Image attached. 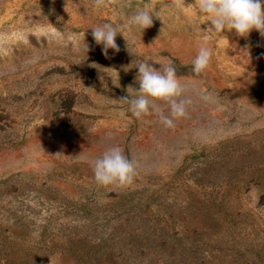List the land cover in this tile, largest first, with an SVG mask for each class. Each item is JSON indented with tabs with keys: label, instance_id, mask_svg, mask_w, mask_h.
<instances>
[{
	"label": "rangeland",
	"instance_id": "374dc122",
	"mask_svg": "<svg viewBox=\"0 0 264 264\" xmlns=\"http://www.w3.org/2000/svg\"><path fill=\"white\" fill-rule=\"evenodd\" d=\"M193 2L0 0V264H264V37L211 34ZM160 3L142 34L124 27ZM105 23L121 30L108 58ZM142 61L215 102L190 88L175 127L137 120L122 98ZM114 145L136 163L126 187L94 180Z\"/></svg>",
	"mask_w": 264,
	"mask_h": 264
},
{
	"label": "clouds",
	"instance_id": "9594fccd",
	"mask_svg": "<svg viewBox=\"0 0 264 264\" xmlns=\"http://www.w3.org/2000/svg\"><path fill=\"white\" fill-rule=\"evenodd\" d=\"M192 4L210 22L208 28L211 34L234 31L236 35L246 37L252 30H256L264 37V0H194ZM170 6L160 3L137 9L124 27L129 33L138 31L142 34L143 30L152 26L154 17L160 19L161 8ZM92 30V38L97 45H102L101 51L105 58H108L109 49L119 51L116 36L121 34L120 28L105 23ZM84 47L88 51V45L84 43ZM210 56V50L201 46L192 61L193 73L204 72L209 65ZM136 68L139 87L135 89L134 95H128L122 100L128 103V111L137 120L155 115L165 128L175 127V122L186 116L187 106L193 102L191 97L185 95L190 88L198 91L202 101L215 102L211 93L199 91L198 82L182 84L171 61L159 69L148 61H142ZM162 103L167 104V112ZM92 166L94 180L99 186L126 187L133 182L136 174V163L116 145L94 158Z\"/></svg>",
	"mask_w": 264,
	"mask_h": 264
},
{
	"label": "trees",
	"instance_id": "16d2710c",
	"mask_svg": "<svg viewBox=\"0 0 264 264\" xmlns=\"http://www.w3.org/2000/svg\"><path fill=\"white\" fill-rule=\"evenodd\" d=\"M5 246H6V250L8 252L7 254L12 257V255H14V252H15V249H16L14 242L8 241V244L5 245ZM12 264H15V263H12ZM16 264H29V263L25 262V261L24 262L21 261V262L16 263ZM34 264H36V263H34Z\"/></svg>",
	"mask_w": 264,
	"mask_h": 264
}]
</instances>
